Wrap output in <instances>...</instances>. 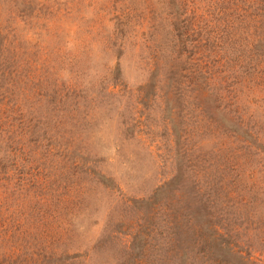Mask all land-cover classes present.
<instances>
[{
	"label": "rangeland",
	"instance_id": "1",
	"mask_svg": "<svg viewBox=\"0 0 264 264\" xmlns=\"http://www.w3.org/2000/svg\"><path fill=\"white\" fill-rule=\"evenodd\" d=\"M0 264H264V0H0Z\"/></svg>",
	"mask_w": 264,
	"mask_h": 264
}]
</instances>
